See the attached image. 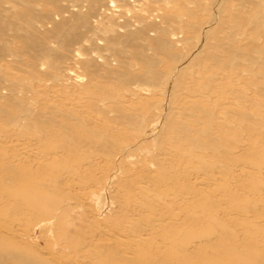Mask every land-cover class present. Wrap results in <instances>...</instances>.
<instances>
[{"label":"rangeland","instance_id":"rangeland-1","mask_svg":"<svg viewBox=\"0 0 264 264\" xmlns=\"http://www.w3.org/2000/svg\"><path fill=\"white\" fill-rule=\"evenodd\" d=\"M248 260L264 0H0V264Z\"/></svg>","mask_w":264,"mask_h":264},{"label":"bare ground","instance_id":"bare-ground-1","mask_svg":"<svg viewBox=\"0 0 264 264\" xmlns=\"http://www.w3.org/2000/svg\"><path fill=\"white\" fill-rule=\"evenodd\" d=\"M110 181H108V183H109ZM102 185V184H101ZM89 187V186H88ZM87 192V191H86ZM108 195V194H107ZM89 199H90V203L91 204H93V203H95V201H97V200H99L100 199V196H98V195H96V194H91L90 195V197H89ZM97 203V202H96ZM99 204V203H98ZM97 205V204H96ZM110 205V204H109ZM101 210V213L100 214H102V215H106V212H108L109 211V208H102V209H100ZM49 212V215L51 214V209H50V211H48ZM46 214V213H45ZM48 215V214H47ZM54 219V218H53ZM136 224V223H135ZM127 226V225H126ZM38 228H40V226L38 227ZM125 230V229H124ZM150 235V234H149ZM19 244V243H18ZM12 246V245H11ZM16 247V246H15ZM26 247V246H25ZM21 248H22V246H21ZM24 248V247H23ZM16 249H17V247H16ZM135 252V251H134ZM133 260V259H132ZM248 263L247 264H252L253 262L252 261H250V260H248L247 261ZM184 264H187V262H185Z\"/></svg>","mask_w":264,"mask_h":264}]
</instances>
